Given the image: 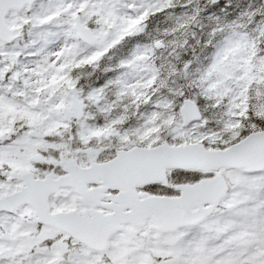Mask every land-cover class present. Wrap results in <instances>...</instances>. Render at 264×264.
Returning <instances> with one entry per match:
<instances>
[{
	"label": "snow or ice",
	"instance_id": "obj_1",
	"mask_svg": "<svg viewBox=\"0 0 264 264\" xmlns=\"http://www.w3.org/2000/svg\"><path fill=\"white\" fill-rule=\"evenodd\" d=\"M0 264H264V0H0Z\"/></svg>",
	"mask_w": 264,
	"mask_h": 264
},
{
	"label": "rangeland",
	"instance_id": "obj_2",
	"mask_svg": "<svg viewBox=\"0 0 264 264\" xmlns=\"http://www.w3.org/2000/svg\"><path fill=\"white\" fill-rule=\"evenodd\" d=\"M234 1L236 2V5L232 6V8L236 10L237 14L244 10L246 3L248 4L251 3V0H234ZM231 4H234V3L232 2Z\"/></svg>",
	"mask_w": 264,
	"mask_h": 264
}]
</instances>
